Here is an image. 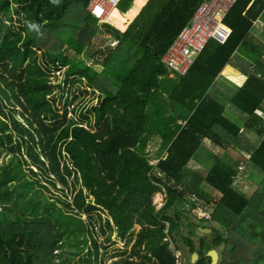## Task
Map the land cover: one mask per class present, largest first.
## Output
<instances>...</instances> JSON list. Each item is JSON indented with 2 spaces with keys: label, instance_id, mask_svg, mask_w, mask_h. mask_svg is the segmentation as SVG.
Listing matches in <instances>:
<instances>
[{
  "label": "trees",
  "instance_id": "16d2710c",
  "mask_svg": "<svg viewBox=\"0 0 264 264\" xmlns=\"http://www.w3.org/2000/svg\"><path fill=\"white\" fill-rule=\"evenodd\" d=\"M90 1L0 0V157H8L0 163V264H107L117 242L123 248L110 264H177L179 236L199 254L193 264H212L210 250L217 264H264V43L252 32L264 0H238L224 19L229 39L210 42L174 78L162 58L198 0H137L127 15L113 12L121 30L141 12L124 32L95 19ZM100 28L111 47L91 51ZM239 53L246 81L231 100L248 119L236 124L209 93ZM86 95L98 101L82 106ZM205 141L226 155L209 156L213 167L202 174L191 165L202 166ZM243 153L252 157L248 192L234 187L231 170ZM206 188L223 197L214 203ZM197 200L206 210L214 204L210 222L221 228L198 247L199 226L184 222L182 209Z\"/></svg>",
  "mask_w": 264,
  "mask_h": 264
},
{
  "label": "built area",
  "instance_id": "2783aa9c",
  "mask_svg": "<svg viewBox=\"0 0 264 264\" xmlns=\"http://www.w3.org/2000/svg\"><path fill=\"white\" fill-rule=\"evenodd\" d=\"M121 0H91L88 9L91 15L100 22H107L113 11L116 10ZM190 22L179 32L177 39L168 48L162 58L163 65L173 74L186 75L196 59L203 53L212 41L224 44L231 35V29L224 23V19L238 0H198ZM264 115V114H263ZM245 159L234 177V187L249 189L244 177L247 162L251 155L243 153ZM214 204L211 205L213 208ZM210 219V210H207ZM173 250L178 258L177 264H184L181 250Z\"/></svg>",
  "mask_w": 264,
  "mask_h": 264
},
{
  "label": "rangeland",
  "instance_id": "374dc122",
  "mask_svg": "<svg viewBox=\"0 0 264 264\" xmlns=\"http://www.w3.org/2000/svg\"><path fill=\"white\" fill-rule=\"evenodd\" d=\"M111 21L115 25V22L113 21V18H112ZM130 24H132V23H130ZM125 29H126V27H125ZM125 29L124 30L120 29V30L122 32H124ZM109 39H110V37L105 34L103 29L100 28L99 31H98V34L93 39V44H92V47H91L90 50L91 51H99V50L104 51L108 47H111ZM52 42L54 43L55 39L53 41L47 40L45 47L49 48L53 44ZM71 54L72 53H69V55H71ZM237 58H242V54L239 53V54H237L236 56H234L232 58L231 63L227 66V68L225 69L224 73L221 74L217 78V80L215 81V83L213 85L214 87L211 89V91L209 93V96L211 98H215V99L220 100L221 103L226 105V107L228 109V116L231 119H233L236 122V124H240V122L246 121L248 119V115L243 113V112H241L236 107H234L232 105V100H231V97H232V94H233V88H232L233 84H232V82H237V80H236L237 76L234 75L235 74L234 73V68H236V64L239 63V59H237ZM79 61H86V62H88V65L90 67L95 68L98 72L101 71L100 67H97L96 65L93 66L94 65L93 61L90 62V61L87 60V56H83L82 58L79 59ZM230 73H234V74H230ZM221 87H224L226 89L225 90H221L220 89ZM82 89L85 90V87L82 88ZM226 90H227V92H226ZM226 93H228V95L231 94V97L226 95ZM97 98H98V96H94V95L82 96L81 99H80V103H82V106H90L91 104H95L98 101ZM245 133L247 134L246 131H245ZM160 145H161V142L160 143L156 142L155 145L151 146V148H150V151H151V153L153 155V158H154L153 159V164L154 165H157L159 163L158 162V158H157V154H158V150L160 148ZM202 150L204 151V149H202ZM216 151H217L218 155H223V156L226 155V152L223 149H221V147H220V149H218ZM229 154H231V156H233V159L238 156L237 151H233V150H231L229 152ZM209 155H210V153L205 155L202 152L201 153V156L203 158V160L201 162L202 166L198 167L196 164H192L191 165V169L199 171V172H202V174H205V170H207V169H208L207 171H209L210 168L213 167V163H214L213 162L214 160H211L210 159L211 157H209ZM6 160H8V157H4V154L1 155L0 163H2L3 161H6ZM217 167H221V165L217 164ZM250 183L254 184V182H250ZM247 186L249 188V184H247ZM248 190L249 189H247L245 191L248 192ZM205 194H206L207 198L212 200L214 203H216L215 200H218L220 198L219 194L216 193L211 188H206L205 189ZM191 199L192 200H196V199H194L193 196L191 197ZM197 201L200 203V205H197V204L194 205L193 203H192L193 204L192 205L190 203V204H186V206L183 205L182 209L185 210V215H186V217H183V221L184 222H188L190 220L191 222L195 223L196 226H199L198 230H196V234L192 237L194 243L198 247L199 244H200V239L201 238L207 240V242H211V240H212V235H211L212 228H216L217 230H220V231H221V228L218 225H215V224L211 223L210 219L209 220L206 219L207 218V213H206L207 210H206L205 206L207 204L203 203L201 200H197ZM165 202H166V196L164 194H160L159 193V194L156 195L155 204H156L158 210H160L165 205ZM211 205H212V203L209 206H207L208 207V211L210 210V208H212ZM199 206H201V207H199ZM83 220L87 221L85 216L83 217ZM138 228L139 227H136L135 232H137ZM201 228L209 229V230H211V232L204 233V232L200 231ZM182 233L186 237V236L189 235V230L184 227L183 230H182ZM179 239H180L179 244L182 247L181 253L184 256V264H193L192 263V255L188 253L187 246H184V244H185L184 240H182L180 236H179ZM113 240H115V239L113 238ZM100 241H102V237H100ZM122 248H123V243H121V242H117V244L110 245V248L108 250V254L106 256L107 264H110V262H111L110 256L114 255L116 252H118V250H120Z\"/></svg>",
  "mask_w": 264,
  "mask_h": 264
},
{
  "label": "crops",
  "instance_id": "0c3cea01",
  "mask_svg": "<svg viewBox=\"0 0 264 264\" xmlns=\"http://www.w3.org/2000/svg\"><path fill=\"white\" fill-rule=\"evenodd\" d=\"M150 0H148L147 2H146V5H147V3L149 2ZM136 3H137V0L135 1V3H134V7L132 8V9H130L127 13H125V14H122V13H120V11L117 9V11L119 12V14H121V15H127L128 13H130V11H132L134 8H135V6H136ZM145 5V6H146ZM144 6V7H145ZM143 7V8H144ZM143 10V9H142ZM141 10V11H142ZM141 13V12H140ZM139 13V14H140ZM139 14L136 16V18L139 16ZM136 18H134L133 20H130L125 26H126V29L128 28V26H129V24L130 23H133V21L136 19ZM106 24H110L111 26H114V28H116V29H118V27H116L115 25H113L112 23H111V21L109 20V21H107V22H105ZM102 24V23H101ZM126 29H125V31H126ZM118 30H120V29H118ZM104 31V30H103ZM121 31V30H120ZM122 32V31H121ZM253 34L255 35V37L258 39V40H261L263 43H264V19H260V20H258L256 23H255V26H254V28H253ZM110 37V36H109ZM236 58V57H235ZM237 59H239V63H237L236 64V68H234V73H230V74H234V75H236L237 76V82H232V84H233V94H232V97L234 96V93L237 91V89H238V87H241V86H243L244 85V83H245V81H246V77L243 75V68H244V65L245 64H247L248 65V63H246L245 62V60H243L242 58H237ZM250 66H249V69L250 70H253L254 69V65L253 64H249ZM228 66V65H227ZM246 66V65H245ZM252 67V68H251ZM227 68V67H226ZM225 71V70H224ZM224 71H223V73H224ZM223 73H221V74H223ZM174 74L172 73L171 75H170V77L171 78H174ZM220 76V75H219ZM214 87V86H213ZM212 87V88H213ZM221 90H225L226 88H224V87H221L220 88ZM225 92V91H224ZM226 92H227V90H226ZM226 95H228V93H226ZM228 96H230L231 97V94H229ZM229 97V98H230ZM232 97H231V99H232ZM212 99H214V100H216L218 103H221L220 102V100H218V99H215V98H212ZM221 104H223V103H221ZM226 106V105H225ZM263 107H264V104H263ZM180 122H182V119L180 120ZM250 136V135H249ZM252 136V135H251ZM251 138V137H250ZM156 142H161V145H160V148H159V150H158V154H157V158L159 157V152L161 151V146H162V140H161V138H159V137H157V138H155L154 140H153V142H152V144H151V146H153V145H155V143ZM151 146H150V148H151ZM204 151L202 150V152L205 154V155H207V154H209L210 153V155L209 156H211V155H218V153H217V151L216 150H218V149H220L219 147H216V146H214V145H212L209 141H205L204 142ZM207 152H206V151ZM149 151H150V149H149ZM234 151V150H233ZM151 152V151H150ZM209 152V153H208ZM238 153V152H237ZM152 154V153H151ZM153 156V155H152ZM240 158V156H239V153H238V156L236 157V158H234V160H237V159H239ZM203 159V158H202ZM157 161V160H156ZM158 162H159V160H158ZM193 164H196L198 167L200 166L197 162L196 163H193ZM225 164V163H224ZM228 166V165H227ZM241 166V165H240ZM239 166V167H240ZM239 167H237V168H234V169H231L230 167V169L231 170H233V171H235V173H236V175H237V173H238V171H239ZM235 175V176H236ZM234 176V177H235ZM234 177H233V179H234ZM216 193H218L217 191H215ZM219 194V196H220V198L221 197H223V196H221V194L220 193H218ZM215 201H217V200H215ZM140 228H138L137 230H139Z\"/></svg>",
  "mask_w": 264,
  "mask_h": 264
},
{
  "label": "water",
  "instance_id": "95a60500",
  "mask_svg": "<svg viewBox=\"0 0 264 264\" xmlns=\"http://www.w3.org/2000/svg\"><path fill=\"white\" fill-rule=\"evenodd\" d=\"M200 231L204 232V233H209L211 232V230L209 229H205V228H201ZM207 256H209L212 260V264H217L219 261V254L216 250H210L207 253ZM199 258V254L197 252L193 253L192 255V263H196L197 259Z\"/></svg>",
  "mask_w": 264,
  "mask_h": 264
},
{
  "label": "bare ground",
  "instance_id": "6f19581e",
  "mask_svg": "<svg viewBox=\"0 0 264 264\" xmlns=\"http://www.w3.org/2000/svg\"><path fill=\"white\" fill-rule=\"evenodd\" d=\"M114 12V11H113ZM113 12H112V14H111V16H110V21L112 20V18H113V21L115 22V20H114V16H113ZM111 23H112V21H111ZM113 24V23H112ZM114 25V24H113Z\"/></svg>",
  "mask_w": 264,
  "mask_h": 264
},
{
  "label": "clouds",
  "instance_id": "9594fccd",
  "mask_svg": "<svg viewBox=\"0 0 264 264\" xmlns=\"http://www.w3.org/2000/svg\"><path fill=\"white\" fill-rule=\"evenodd\" d=\"M118 9V6H117V8H116V10ZM99 21V20H98ZM100 22V21H99ZM100 23H105V22H100Z\"/></svg>",
  "mask_w": 264,
  "mask_h": 264
}]
</instances>
